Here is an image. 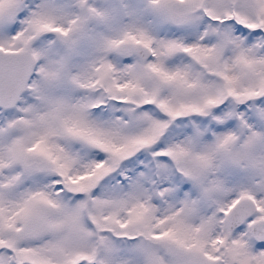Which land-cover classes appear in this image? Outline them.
I'll return each instance as SVG.
<instances>
[{
	"label": "snow or ice",
	"instance_id": "snow-or-ice-1",
	"mask_svg": "<svg viewBox=\"0 0 264 264\" xmlns=\"http://www.w3.org/2000/svg\"><path fill=\"white\" fill-rule=\"evenodd\" d=\"M0 264H264V0H0Z\"/></svg>",
	"mask_w": 264,
	"mask_h": 264
}]
</instances>
